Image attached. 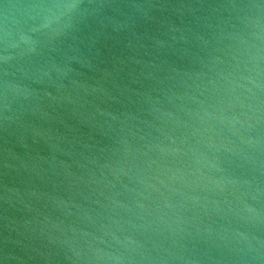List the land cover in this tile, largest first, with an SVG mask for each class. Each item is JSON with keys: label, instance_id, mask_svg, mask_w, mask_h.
<instances>
[{"label": "water", "instance_id": "95a60500", "mask_svg": "<svg viewBox=\"0 0 264 264\" xmlns=\"http://www.w3.org/2000/svg\"><path fill=\"white\" fill-rule=\"evenodd\" d=\"M0 264H264V0H0Z\"/></svg>", "mask_w": 264, "mask_h": 264}, {"label": "clouds", "instance_id": "9594fccd", "mask_svg": "<svg viewBox=\"0 0 264 264\" xmlns=\"http://www.w3.org/2000/svg\"><path fill=\"white\" fill-rule=\"evenodd\" d=\"M31 8L34 9H39L41 11H48L51 12L53 9H60V8H64L66 7L65 5H61V4H35V5H31ZM7 30H5V35L7 36Z\"/></svg>", "mask_w": 264, "mask_h": 264}]
</instances>
